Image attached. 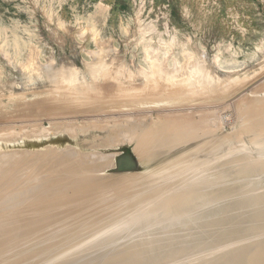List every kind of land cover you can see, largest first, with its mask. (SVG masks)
Listing matches in <instances>:
<instances>
[{"label": "rangeland", "instance_id": "1", "mask_svg": "<svg viewBox=\"0 0 264 264\" xmlns=\"http://www.w3.org/2000/svg\"><path fill=\"white\" fill-rule=\"evenodd\" d=\"M262 39H264V0H0V264H97L99 262V264H264V228L262 229L264 227L262 213L264 211V166H262L264 136L261 134L262 131H250L253 134H248V126L255 119L264 116V110L256 113L257 111L253 109L255 106L257 108L264 106V40ZM218 60L223 62L225 68L219 65ZM203 66L207 69H203L205 74L199 70ZM196 69L198 73L197 71L195 73ZM200 73L205 79L211 78L209 80L202 78V82H198V85L196 82V89L203 90H199L201 95L198 94L199 91L193 96L192 93L190 95V87L189 92L187 89L181 90V87L186 85L185 81L192 79L193 76L197 77ZM50 74H54L55 77L56 74L62 76V78L57 76L58 80L57 77L52 80L54 84H58L57 86L51 82L54 75L49 76ZM206 74L210 77L205 76ZM181 80L183 85L180 83ZM60 81L65 83L60 84ZM174 85V90L170 88L169 91V87ZM94 87L99 90L98 93ZM153 88L162 91L158 95L160 100L149 96L152 94L150 90L154 91ZM204 89H206L205 93H203ZM165 91L168 93L164 94ZM173 91L175 93L179 91L180 94L174 96ZM169 94L170 98H168ZM259 103L261 106L257 105ZM61 104L70 107H62ZM192 120L200 122L197 124L199 126L197 131L187 126L185 133L191 136L178 138L181 133H178L180 128L177 130L176 127L182 124L184 126L185 122ZM167 122L170 124V129L166 130L171 134V139L176 141L177 137L181 142L186 139L182 143L189 144L183 146L178 140L179 143L173 145V142L171 143L173 140L166 139L169 135L167 136L164 128L159 130L155 128ZM128 124L133 126L135 124L133 132L137 130L138 136L137 133L133 134L136 136L133 138L130 133V138L122 136L125 141L121 144L105 143L102 148H96L91 142L96 143L100 138L94 140L93 137H87L89 133L92 136H105V132L109 130L120 133L119 129L128 133V130L131 132V125ZM170 130L174 133L172 134ZM152 131L158 134L159 142L155 133L150 134ZM233 132L236 133L235 136L238 135L240 141L237 137H234L235 139L230 137ZM219 133L227 136L228 140L231 139V142L227 143L228 146L227 144L220 146L221 149L226 148L227 152L231 149L228 153L223 152L224 155H221L222 150L220 151L219 147L224 136L221 134L218 137ZM139 135L143 140L147 136V139L150 136L153 139L154 136L157 140L154 139L156 144H150L149 141L144 143L146 140L139 139ZM174 136L175 139L172 138ZM164 137L170 145L164 140L167 146L161 141L162 146H166L165 149L169 150L173 147L176 151L171 149L167 153L162 146L163 149L159 148L160 140ZM189 137L193 142L192 146L190 140L187 141ZM87 139L93 145L88 144ZM204 140L215 144L212 149L211 146L209 147L214 156L216 153L221 155L219 157L216 154L217 158L211 159L209 163L206 161L212 153L210 154L208 147L203 148L207 144ZM202 142H205L204 145ZM142 144L144 146L141 148L145 149V152L140 148ZM175 144L180 147L179 150ZM67 145L83 153L86 151L84 154L81 153L82 155L78 153L79 165L82 163L81 167L83 164L86 166L81 169L78 165L74 179L69 173L70 168L65 159L69 156L64 155L62 151L68 147ZM183 153L180 160H174L176 155ZM45 154H48V157ZM200 154L204 156L202 159L198 158ZM40 155L41 157L38 158ZM186 156L192 160L187 158L189 162L186 161ZM124 158L132 161L130 168L123 169ZM228 159L233 161H230L233 166L229 164ZM21 160L24 162L18 164ZM225 161L228 162L225 163L226 167L223 165ZM63 167V170L69 169L67 170L69 175L67 171L62 170ZM79 169L84 171L81 172ZM222 169L226 172H222ZM60 170L66 176L63 172L61 174ZM58 174L61 175L58 177ZM78 174H82L81 178L85 175L88 179L84 182L81 178L75 180L80 177ZM62 175L67 179L64 180L65 177ZM140 175L144 178L140 177L141 179L137 180ZM37 176L40 179H37ZM209 177H213L214 182L209 186V189L210 187L212 189L207 196H193L194 190L190 191L189 188L199 182L194 188L195 193L199 186L202 188L204 186L205 189L208 187ZM50 180L56 181L54 184L58 183L59 188L52 186ZM133 180L136 181L133 183ZM139 180L142 184L147 183L146 188L139 183L143 190L146 189L145 191L142 188L139 192L136 190L139 186L135 183ZM44 181H47L45 184L49 181L52 184L46 187ZM29 182L33 183V190ZM99 182L105 188L99 186ZM90 184L93 187L98 185L97 191L98 189L103 191H98L97 194L95 187L90 189L92 188ZM27 186L30 188H26ZM50 186L56 189H50ZM176 190H179L178 193ZM146 191H150L148 195ZM187 191L193 192L190 193L192 197ZM130 192L134 195L139 194L134 198L133 193ZM156 193L158 197H154ZM182 196L187 199L184 200L183 205H180L178 203L184 199ZM144 197V200L148 198L147 201L142 200ZM155 198L164 199L160 202L163 204L160 205L157 199L155 203L152 202ZM92 199H94L93 203ZM134 199L135 202L138 201L137 204ZM168 199L172 201L168 202ZM139 204L144 208H140ZM127 205L130 209L126 207ZM208 207L213 209V212L207 213ZM252 207H255L254 211ZM249 208L254 212L253 214ZM100 209L104 210V213ZM110 209L117 211L119 218L117 213L114 214ZM255 213L263 215L258 217ZM102 214H105L109 221L104 220ZM251 214L253 216H250ZM84 215L88 216L83 217ZM113 216L117 217L116 220ZM111 218L113 222H110ZM74 226L77 228L75 229ZM248 230L252 232L244 235L249 232ZM83 231L86 233L83 234ZM237 233H244V236ZM54 237L57 239L55 240ZM77 237H80V240ZM39 243L41 246H38ZM134 245L136 248L130 249ZM13 249H17L16 253ZM22 251L24 252L21 255ZM128 253L129 256L125 257L124 255ZM131 253L132 255L135 253L136 258ZM108 255L112 257L109 258L110 260L107 259ZM147 258H153V261L149 262Z\"/></svg>", "mask_w": 264, "mask_h": 264}, {"label": "bare ground", "instance_id": "2", "mask_svg": "<svg viewBox=\"0 0 264 264\" xmlns=\"http://www.w3.org/2000/svg\"><path fill=\"white\" fill-rule=\"evenodd\" d=\"M257 39H258V38H257ZM251 40H252V39H251ZM262 40H264V39H262ZM247 42H248V41H247ZM259 42H260V41H259ZM254 43H255V42H254ZM249 44H250V43H249ZM229 47H230V46H229ZM184 48H185V46H184ZM245 48H246V47H245ZM226 49H227V48H226ZM261 50H262V49H261ZM219 52H220V51H219ZM263 55H264V54H263ZM217 57H218V56H217ZM262 60H263V59H262ZM263 62H264V61H263ZM218 63H219V65H220L221 67L225 68V66L222 65V64H223L222 61H219V60H218ZM192 64H193V63H192ZM96 65H97V64H96ZM196 65H197V64H196ZM261 65H262V64H261ZM194 66H195V65H194ZM197 67H198V66H197ZM197 67H195V68H197ZM190 68H193V67H190ZM205 68H206V67H205ZM205 68H204V66H203V68H201L202 70H201V69H199V70H200L202 73H204L205 71L203 72V69H205ZM235 68H236V67H235ZM259 68H260V67H259ZM185 70H186V69H185ZM205 70H207V69H205ZM238 70H239V69H238ZM196 71H197V69L195 70V73H196ZM228 71H230V70H228ZM228 71H227V72H228ZM198 72H199V71H197V73H198ZM206 72H207V71H206ZM230 72H231V71H230ZM260 72H262V71H260ZM212 73H213V72H212ZM175 74H177V73H175ZM175 74H174V75H175ZM200 74H201V73H200ZM200 74H198L197 77H196V76H195V77H194V76H193V77L191 76L192 79L190 78V80H188V79H189V78H188V79H187L188 81H185V84H186V85H184L185 88H183L184 86L181 87V85H180V86L177 85V86L181 87V90H183V89H184V90H185V89L188 90L189 87H190V88H191V89H189L190 92H189V90H188L189 94L191 95V93H192V96L195 95V94H197L196 92H198L201 88H200V85H199V88H200V89H199V88H198L199 90L196 89V88H197V86H195L196 82H197V85H198V82H200V81L203 80V79H204V80H206V79H208V80L211 79V78H206V79H205V77H203L202 74H201V76H200ZM204 74H205V73H204ZM204 74H203V75H204ZM208 74H210V71L208 72ZM208 74H206L205 76H207ZM252 74H253V73H252ZM258 74H259V73H258ZM52 75H54V74H50L49 76H52ZM56 75H57V76H60V75H58V74H56ZM262 75H263V74H262ZM57 76H56V77H57ZM208 76H209V75H208ZM54 77H55V75L53 76V78H51V82H52V83H53L52 80H54V79L56 78V77H55V78H54ZM209 77H210V76H209ZM215 77H216V75H215ZM243 77H244V76H243ZM60 78H62V76H60ZM60 78H59V79H60ZM202 78H203V79H202ZM257 78H258V77H257ZM198 79H199V80H198ZM56 80H58V77H57ZM216 80H217V78H216ZM216 80H215V82H216ZM254 80H255V79H254ZM61 81H62V80H61ZM61 81H60V84H61V83H65V82H61ZM63 81H64V80H63ZM181 81H182V82H180V83L183 85V84H184V83H183V80H181ZM54 82H55V81H54ZM88 82H89V81H88ZM201 82H202V81H201ZM212 82H214V81H212ZM229 82H230V81H229ZM229 82H228V84H229ZM231 82H232V81H231ZM233 82H236V81L233 80ZM55 83H56V82H55ZM180 83H177V84H180ZM217 83H219V82H217ZM50 84H51V83H50ZM56 84H57V83H56ZM56 84L53 83V85H56ZM228 84H227V87H228ZM231 84H232V83H231ZM263 84H264V83H263ZM263 84H262V85H263ZM57 85H58V84H57ZM57 85H56V86H57ZM229 85H230V84H229ZM233 85H234V84H233ZM262 85H261V87H263ZM56 86H54V87L57 89ZM177 86H176V87H177ZM212 86H213V85H212ZM219 86H220V85H219ZM230 86H231V85H230ZM259 86H260V85H259ZM80 87H82V86H80ZM83 87H84V86H83ZM91 87H92V86H90V89H91ZM225 87H226V85H225ZM225 87L222 88V90H221L222 92H223V90L225 89ZM58 88H59V87H58ZM62 88H63V87H62ZM155 88H156V87H155ZM155 88H153L154 91H152V92H151V90H150V93H152V94H151V95L149 94V96H150V97L152 96L151 98H155V99H159V100H160V98H158V95H160V93H161L162 91L155 90ZM161 88H162V87H161ZM170 88H172V89L175 88V85H174V87H173V86H172V87H169V89H168V87H167V89H168L169 91H170ZM210 88H212V87H210ZM210 88H209V89H210ZM259 88H260V87H259ZM65 89H66V88H65ZM68 89H69V87H68ZM84 89H85V88H84ZM88 89H89V88H88ZM88 89H87V90H88ZM92 89H93V88H92ZM92 89H91V90H92ZM103 89H104V88H103ZM106 89H107V88H105V90H106ZM156 89H158V88H156ZM226 89H227V88H226ZM228 89H229V88H228ZM59 90H60V89H59ZM66 90H67V89H66ZM82 90H83V89H82ZM82 90H81V91H82ZM94 90H96L95 87H94ZM94 90H93V91H94ZM100 90H101V88H100ZM135 90H136V89H135ZM168 90H167V91H168ZM173 90H174V89H173ZM176 90H177V88H176ZM179 90H180V89H179ZM187 90H186V91H187ZM204 90H205V91H204L203 93L206 92V89H204ZM212 90H214V89L212 88ZM43 91H44V90H43ZM55 91L57 92V90H55ZM89 91H90V90H89ZM96 91H97V93H98L99 90L97 89ZM101 91H102V90H101ZM125 91H126V90H125ZM157 91H159V92H157ZM186 91H185V93H187ZM200 91H203V90L201 89ZM200 91L198 92V94L201 95V92H200ZM207 91H209V90H207ZM221 91H220V92H221ZM69 92H70V91H69ZM121 92H123V90H122ZM148 92H149V91H148ZM222 92H221V93H222ZM225 92H226V90H225ZM65 93H66V92H65ZM119 93H120V92H119ZM119 93H118V95H119ZM134 93H135V92H134ZM163 93H164V92H163ZM166 93H168V92L165 91L164 94H166ZM169 93H170V92H169ZM174 93H175V92L173 91L172 94H174ZM177 93L180 94L179 91H177V92L174 94V96H176ZM227 93H228V92H227ZM66 94H67V93H66ZM95 94H96V92H95ZM115 94H116V93H115ZM129 94H130V93H129ZM147 94H148V93H147ZM182 94H184V93H182ZM187 94H188V93H187ZM187 94H186V95H187ZM48 95H49V94H48ZM82 95H83V94H82ZM112 95H113V94H112ZM135 95H136V94H135ZM184 95H185V94H184ZM186 95H185V96H186ZM52 96H53V95H52ZM62 96H63V95H62ZM83 96H84V95H83ZM98 96H99V95H98ZM122 96H124L123 93H122ZM147 96H148V95H147ZM149 96H148V97H149ZM174 96H172V97H174ZM177 96H179V95H177ZM187 96H189V95H187ZM48 97H49V96H48ZM56 97H57V96H56ZM58 97H60V96H58ZM84 97H85V96H84ZM170 97H171V96H170V94H169L168 98H170ZM190 97H191V96H190ZM217 97H218V96H217ZM54 98H55V97H54ZM116 98H117V95H116ZM119 98H120V97H118V99H119ZM175 98H177V97H175ZM184 98H185V97H184ZM60 99H61V98H60ZM104 99H105V98H104ZM107 99H108V98H107ZM113 99H114V98H113ZM122 99H123V97H122ZM124 99H125V98H124ZM182 99H183V98H182ZM185 99H186V98H185ZM68 100H69V99H68ZM70 100H71V99H70ZM105 100H106V99H105ZM144 100H145V99H144ZM162 100H163V99H162ZM164 100H166V99H164ZM167 100H168V99H167ZM49 101H50V100H49ZM52 101H53V99H52ZM60 101H61V100H60ZM98 102H99V101H98ZM115 102H116V101H115ZM115 102H113V103H115ZM40 103H41V102H40ZM66 103H68V102H66ZM99 103H100V102H99ZM101 103H102V102H101ZM109 103H110V102H109ZM111 103H112V102H111ZM28 104H29V103H28ZM37 104H39V103H37ZM103 104H104V103H103ZM262 104H263V103H262ZM40 105H41V104H40ZM53 105H54V104H53ZM53 105H51V106L54 107ZM57 105H59V104H57ZM61 105H63V104H61ZM65 105H66V104H65ZM65 105H63L62 107H64ZM99 105H100V104H99ZM108 105H109V104H108ZM122 105H123V104H122ZM164 105H165V104H164ZM257 105H258V106H261L260 103L257 104ZM68 106H69V105H68ZM68 106H65V107H68ZM262 106H263V105H262ZM62 107H61V108H62ZM69 107H70V106H69ZM75 107H76V106H75ZM82 107H83V105H82ZM85 107H86V105H85ZM109 107H110V106H109ZM255 107H256V106H255ZM255 107H253V109H255V110H254L255 112L257 111L256 113H258V111H259V113H260V110H264V106H263V108L261 107L262 109L259 108V107H258V108H257V107L255 108ZM80 108H81V107H80ZM256 109H257V110H256ZM254 111H253V112H254ZM101 112H102V111H101ZM184 112H185V111H184ZM184 112H183V113H184ZM208 112H209V111H208ZM90 113H91V112H90ZM97 113H98V112H97ZM187 113H188V112H187ZM213 113H214V112H213ZM256 113H255V114H256ZM25 114H26V113H25ZM79 114H80V113H79ZM201 114H202V113H201ZM52 115H53V114H52ZM187 115H189V114H187ZM199 115H200V114H199ZM211 115H212V114H211ZM213 115H214V114H213ZM248 115H249V114H248ZM128 116H129V115H128ZM133 116H135V115H133ZM250 116H251V115H250ZM250 116H249V117H250ZM139 117H140V116H139ZM189 117H190V116H189ZM216 117H217V116H216ZM247 117H248V116H247ZM261 117H262V118L255 119V120H254V121L248 126V130H249V133H248V134L251 133L250 131H252V132L262 131L261 134H262V136H264V131H263V130H264V116H261ZM23 118H24V117H23ZM85 118H86V117H85ZM205 118H206V117H205ZM241 118H243V117H241ZM120 119H121V118H120ZM175 119H176V118H175ZM194 119H195V118H194ZM194 119H193V120H194ZM198 119H199V118H198ZM110 120H111V119H110ZM112 120H113V119H112ZM128 120H129V119H128ZM137 120H138V119H137ZM140 120H141V119H140ZM193 120H192V121H187V123L185 122V123H184V126H183V124H182L181 126L176 127L177 130H179L178 128H180V132H178V133H181V134L179 135L178 138H182V139H183V138L187 137L188 135L191 136V134H189V133L186 134V133H187V130H186L187 126L189 127V129H190V128H193L192 130L195 129V130L197 131V128L199 127L197 124H199L200 122L197 123V122H195V121H197V120H195V121H193ZM199 120H200V119H199ZM202 120H203V119H202ZM205 121H206V120H205ZM134 122H136V121H134ZM128 125H131V126H130V128H131V132H129V130H128V133H127L126 131H123V130L119 129V130H120V133H119V132L113 133V132H115L116 130H114V131H113V130H109V131H106V132H105V136H102L101 134H100L101 136H99V135H97V136H92V135H89V134H90V133H89L88 136H87L88 138L93 137L94 140H97V139L100 138V140H99L98 142L96 141V143L91 142V143H93L94 145L90 143V140H89V139H87V140H89V141H87V140H86V141L89 142L88 144H91V145H93V147H96V148H97V147H98V148H102L103 146H105V145H103V144H105V143H108L109 145H111V144H112V145H113V144H118V143L121 144L123 141H125L123 138H121L122 136H127L128 138H130V137H129L130 134L133 135V134H136V133H137V136H138V131H137V130H136L137 132H136V131L133 132V130H135V124H134V126H133V124H128ZM139 125H140V124H139ZM217 125H218V124H217ZM33 126H34V125H33ZM96 126H97V125H96ZM124 126H125V124H124ZM197 126H198V127H197ZM211 126H212V125H211ZM128 127H129V126H128ZM139 127H140V126H139ZM169 127H170V124H169L168 122H167L166 124H164V125H161V126H158V125L155 126V128L158 129V130H159V129H163V128L166 130V129H168ZM203 127H204V126H203ZM216 127H217V126H216ZM219 127H220V126H219ZM125 128H126V126H125ZM130 128H129V129H130ZM141 128H142V127H141ZM143 128H144V127H143ZM143 128H142V129H143ZM145 128H146V127H145ZM176 128H175V129H176ZM214 128H215V127H214ZM47 129H48V128H47ZM137 129H138V128H137ZM142 129H139V130H142ZM150 129H152V128H149V130H150ZM153 129H154V127H153ZM156 129H155V131H156ZM169 129H170V128H169ZM187 129H188V128H187ZM209 129H211V128H209ZM25 130H26V129H25ZM147 130H148V129H147ZM211 130H213V128H212ZM16 131H17V130H16ZM19 131H20V130H19ZM71 131H72V130H71ZM87 131H88V130H87ZM166 131H167V132H166L167 136L169 135L168 138H166V139H168V140H173V139H171V134L169 133V131H168V130H166ZM171 131H172V130H170V132H171ZM173 131H175V130H173ZM205 131H206V130H205ZM218 131H219V130H218ZM48 132H49V131H48ZM132 132H133V133H132ZM145 132H146V130H145ZM149 132H151V131H149ZM185 132H186V133H185ZM50 133H51V132H50ZM117 133H119V134L117 135ZM129 133H130V134H129ZM141 133H142V132H141ZM154 133H155V135H156V132H154ZM154 133H153V131H152V133H150V134H153V135H154ZM171 133L173 134L174 132H171ZM206 133H207V132H206ZM208 133H209V132H208ZM208 133H207V134H208ZM216 133H217V132H216ZM45 134H46V133H45ZM139 134H140V133H139ZM182 134H185L186 136L184 135V137H180V136H182ZM221 134H222V133H221ZM221 134L219 133V135L217 134V136L220 137ZM235 134H236V133L233 132V134L230 135V137H231V136H232V138L237 137V140L239 139V141H240V138H238V135L235 136ZM251 134H253V133H251ZM255 134H256V133H255ZM140 135H141V134H140ZM140 135H139V139H142V138L140 137ZM142 135H143V133H142ZM142 135H141V136H142ZM157 135H158V134H157ZM157 135H156V139H157ZM161 135H162V134H161ZM201 135H202V134H201ZM212 135H213V133H212ZM225 135H226V133H225ZM228 135H229V134H228ZM242 135H243V134H242ZM98 136H99V137H98ZM134 136H135V135H133L132 138H133ZM164 136H165V135H164ZM177 136H178V135H177ZM203 136H205V135H204V132H203ZM207 136H208V135H207ZM215 136H216V135H215ZM222 136H224V135L222 134ZM222 136H221V139L223 138ZM253 136H254V135H253ZM135 137H136V136H135ZM142 137H143V136H142ZM147 137H148V136H147ZM147 137H145L146 139H144V140H146V142L142 139V141H144V143H149V142H150V144L155 143V140H156V139L154 138V136H153V139L151 138L152 136H150V137L148 138L149 140L147 139ZM165 137H166V136H165ZM165 137L162 138L163 140H160V144L158 143V144L160 145L159 148H162V147H163V148L165 149V147H166L168 144L170 145V142H169L168 140H167V141H168L169 143L166 142ZM175 137H176V136H174V137H172V138L175 139ZM193 137H194V136H192V138H193ZM150 138H151V141H150ZM169 138H170V139H169ZM154 139H155V140H154ZM158 139H160V138H158ZM158 139H157V140H158ZM187 139H188V138H187ZM206 139H207V138H206ZM208 139H210V138H208ZM215 139H216V138H215ZM215 139H214V140H215ZM234 139H235V138H234ZM234 139H232L233 142H234ZM84 140H85V139H84ZM91 140H92V139H91ZM117 140H119L120 142H118ZM126 140H127V139H126ZM153 140H154V142H153ZM157 140H156V141H157ZM164 140H165V142L167 143V145H166L165 142H163ZM178 140H179V139H177V137H176V141L173 140V141H171V143L173 142V145H174V143H176V142L179 143ZM185 140H186V139H185ZM185 140H182V142H185ZM189 140H190V142H191L190 137H189V139H188L187 141H189ZM193 140H194V139H193ZM210 140H211V139H210ZM230 140H231L230 138H229V140H228V137H227V136H224V138L222 139L223 142H222V144L220 143L221 145H219V147H220V146L223 147L224 144H227V143L231 142ZM140 141H141V140H140ZM140 141H138L139 144H140ZM142 141H141V143H142ZM147 141H149V142H147ZM161 141H162V143H164V145H166V146H164V145L162 146ZM179 141L181 142V140H179ZM204 141H205V140H204ZM211 141H212V140H211ZM211 141H210V142L208 141L209 143L205 141V142L207 143V144H205V145L203 144V143H205V142H202V144L204 145L203 148H205V146L208 147V149H209V151H210V154L213 152V151L210 150V148L212 149V147L215 145V144H210ZM82 142H83V141H82ZM87 142H84V143H87ZM99 142H100V143H99ZM158 142H159V140H158ZM182 142H181V143H182ZM197 142H198V141H197ZM237 142H238V141H236V143H237ZM177 143H176V144H177ZM199 143H200V142H199ZM108 144H107V146H108ZM150 144H149V146H152V145H150ZM155 144H156V143H155ZM176 144H175V145H176ZM182 144H183V143H182ZM185 144H189V143L186 142V143L183 144V146H185ZM192 144H193V142H191L190 146H192ZM146 145H147V144H146ZM208 145H209V146H208ZM237 145H238V144H237ZM67 146H68V145H67ZM82 146H83V145H82ZM141 146H144V145H143V144L140 145V148H141ZM153 146H154V145H153ZM161 146H162V147H161ZM171 146H172V145H171ZM176 146H177V145H176ZM176 146H175V147H176ZM183 146H182V147H183ZM210 146H211V147H210ZM226 146H228V144H227ZM54 147H55V146H54ZM64 147H65V146H64ZM86 147H87V145H86ZM89 147H90V146H89ZM108 147H109V146H108ZM108 147H106V148H108ZM137 147H138V145H137ZM156 147H157V146H156ZM169 147H170V146H168V148H169ZM182 147H181V148H182ZM186 147H187V146H186ZM209 147H210V148H209ZM48 148H49V146H48ZM48 148H47V149H48ZM51 148H53V147H51ZM56 148H57V147H56ZM61 148H62V147H61ZM148 148H149V147H148ZM150 148H151V147H150ZM152 148H153V147H152ZM159 148H158V149H159ZM163 148H162V149H163ZM179 148H180V147L177 146V149H178V150H179ZM203 148H202V149H203ZM246 148H247V147H246ZM45 149H46V148H45ZM45 149H43V150H45ZM141 149H142L143 151L145 150V149H143V148H141ZM156 149H157V148H155V150H156ZM171 149H172V151H174V150L176 151V149H175V148L173 149V147H172V148L170 147V150H171ZM205 149H206V148H205ZM208 149L206 150L207 152H208ZM224 149H225V150H224ZM243 149H244V147H243ZM39 150H40V149H39ZM39 150H37V151H39ZM48 150H50V148H49ZM58 150H59V149H58ZM148 150H149V149H148ZM148 150H147V151H148ZM150 150H151V149H150ZM150 150H149V151H150ZM165 150H167V153H168V151L170 152V150L167 149V148H166ZM200 150H201V149H200ZM221 150H222V152H220L221 155H224L223 152H224V153H228L231 149H230V150L228 149L229 151L227 152L226 148H222V149H221V147H220V151H221ZM223 150H224V151H223ZM246 150H248V149H246ZM262 150H263V153H264V149H262ZM19 151H20V150H19ZM41 151H42V150H41ZM45 151H46V150H45ZM56 151H57V150H56ZM56 151H55V152H56ZM59 151H60V150H59ZM62 151H63V153H65L64 155L69 156V158H65V159L67 160L66 163H68L67 166H69L70 171H71V172H73V171L75 172V170H77V169L79 168L78 165H79V163H80V162L77 161V158H79V156H80L78 153L80 152V154H81V153H83V152H82V151H79L78 149H74L72 146H68V147L64 148V150H62ZM153 151H154V150H153ZM162 151H163V150H162ZM21 152H22V151H21ZM39 152H40V151H39ZM39 152H38V153H39ZM52 152H53V151H52ZM57 152H58V151H57ZM85 152H86V151H85ZM85 152H84V153H85ZM92 152H93V150H92ZM94 152H95V151H94ZM99 152H100V151H99ZM112 152H113V151H112ZM123 152H124V151H123ZM144 152H145V151H144ZM150 152H152V151H150ZM150 152H148V153L151 154ZM164 152H165V151H164ZM200 152H201V151H200ZM53 153H54V152H53ZM61 153H62V152H61ZM84 153H83V154H84ZM89 153H91V152H89ZM115 153H116V152H115ZM146 153H147V152H146ZM148 153H147V154H148ZM153 153H154V152H153ZM202 153H203V152H202ZM220 153H219V154H220ZM22 154H23V153H22ZM40 154H41V152H40ZM50 154H51V153H50ZM162 154H163V153H162ZM198 154H199V153H198ZM203 154H204V153H203ZM207 154H208V153H207ZM216 154H217V153H216ZM216 154H215V156H214V154L212 153V154H211V157H209V158L207 157L208 159L206 158L207 161H206V159H205V161H206L207 163H209V162H211V159L215 160V159L217 158ZM219 154H217V155L220 157L221 155H219ZM238 154H239V153H238ZM246 154H247V153H246ZM35 155H36V154H35ZM35 155H34V156H35ZM45 155H46V154H45ZM47 155H48V154H47ZM47 155H46V156H47ZM51 155H52V154H51ZM81 155H82V154H81ZM85 155H87V153H86ZM85 155H84V156H85ZM121 155H123V153H122ZM138 155H139V154H138ZM163 155H164V154H163ZM183 155H184V153H183V154H179L178 156L176 155V156L174 157V160H176V159H177V160H180L181 157H183ZM189 155H190V154H189ZM189 155H188V156H189ZM200 155H201V156H199L198 158L201 157V159L205 156V154H204L203 157H202V154H200ZM208 155H209V154H208ZM225 155H226V154H225ZM236 155H237V154H236ZM248 155H249V153H248ZM12 156H13V155H12ZM49 156H50V155H49ZM113 156H114V155H113ZM119 156H120V155H119ZM148 156H150V155H148ZM188 156H186V161H188L189 158H190V157L188 158ZM190 156H192V155H190ZM194 156H195V155H194ZM209 156H210V155H209ZM234 156H235V155H234ZM244 156L246 157V155H244ZM4 157H5V156H4ZM7 157H8V156H7ZM18 157H19V156H18ZM40 157H41V155H40L38 158H40ZM44 157H45V156H44ZM47 157H48V156H47ZM87 157H88V156H87ZM89 157H90V156H89ZM120 157H121V156H120ZM195 157H196V156H195ZM205 157H206V156H205ZM215 157H216V158H215ZM231 157H232V156H231ZM25 158H26V157H25ZM28 158H29V157H28ZM80 158H81V157H80ZM90 158H91V157H90ZM90 158H89V159H90ZM187 158H188V160H187ZM191 158H193V156H192ZM191 158H190V159H191ZM214 158H215V159H214ZM228 158H229V157H228ZM240 158H241V156H240ZM21 159H22V158H21ZM23 159H24V157H23ZM31 159H32V158H31ZM59 159H60V157H59ZM81 159H82V158H81ZM81 159H80V160H81ZM83 159H85V158H83ZM118 159H119V158H118ZM120 159H121V158H120ZM172 159H173V158H172ZM196 159H197V158H196ZM196 159H195V160H196ZM243 159H244V157L242 158V160H243ZM13 160H14V159H13ZM55 160H56V158H55ZM191 160H192V159H191ZM225 160H226V159H225ZM245 160H246V159H245ZM2 161H3V160H2ZM14 161H15V160H14ZM40 161H41V160H40ZM85 161H87V159H86ZM121 161H122V160H121ZM222 161H224V160H222ZM227 161H229V164H230L231 162H233V161L230 160V159H228ZM227 161H225L224 164H223L225 167H226L225 163H226ZM230 161H231V162H230ZM237 161H239V160H237ZM9 162H10V161H9ZM22 162H24V160H23V161H22V160H21V161H18V164H20V163H22ZM48 162H49V161H48ZM50 162H51V160H50ZM60 162H61V160H60ZM82 162H83V161H82ZM92 162H93V161H92ZM94 162H95V161H94ZM98 162H99V161H98ZM188 162H189V161H188ZM206 162H205V163H206ZM52 163H53V162H52ZM58 163H59V162H58ZM86 163H87V162H85V164H86ZM106 163H107V162H106ZM120 163H121V162H120ZM122 163H123L124 165H126V166L129 165V161H127V160L122 161ZM122 163H121V164H122ZM207 163H206V164H207ZM217 163H218V162H217ZM227 163H228V162H227ZM227 163H226V164H227ZM239 163H240V162H239ZM258 163H259V162H258ZM13 164H14V163H13ZM62 164H63V162H62ZM81 164H82V163H81ZM81 164L79 165L80 167H81ZM89 164H90V163H89ZM121 164H120V166H121ZM132 164H133V163H132ZM219 164H220V163H219ZM229 164H228V165H229ZM231 164H232V163H231ZM243 164H244V163H243ZM3 165H4V164H3ZM5 165H6V164H5ZM21 165H22V164H21ZM41 165H44V164H41ZM49 165H50V164H49ZM58 165H59V164H58ZM83 165H84V164H83ZM83 165H82V167L85 168L86 165H84V166H83ZM103 165H104V164H103ZM118 165H119V163H118ZM124 165H123V166H124ZM223 165H222V166H223ZM239 165H240V164H239ZM239 165L237 164V166H239ZM11 166H12V162H11ZM14 166H15V165H14ZM45 166H46V165H45ZM90 166H91V165H90ZM101 166H102V165H101ZM109 166H110V165H109ZM195 166H197V165H195ZM222 166H221V167H222ZM224 166H223V168H224ZM232 166H233V164H232ZM244 166H246V165L244 164ZM262 166H264V164H263ZM4 167H5V166H4ZM8 167H10V166H8ZM39 167H41V166H39ZM60 167H61V166H60ZM82 167H81V169H82ZM88 167H89V166H88ZM91 167H92V166H91ZM97 167H98V166H97ZM212 167H213V166H212ZM212 167H211V168H212ZM215 167H216V166H215ZM235 167H236V166H235ZM6 168H7V167H6ZM6 168H4V169H6ZM10 168H11V167H10ZM25 168H26V167H25ZM25 168H24V169H25ZM46 168H47V167H46ZM103 168H104V167H103ZM120 168H121V167H120ZM211 168H210V169H211ZM227 168H228V166H227ZM227 168H226V169H227ZM44 169H45V168H44ZM63 169H64V167L62 168V170H63ZM65 169H66V168H65ZM81 169H79V170L81 171ZM217 169H219V168H217ZM229 169H230V168H229ZM231 169H232V168H231ZM244 169H245V168H244ZM19 170H20V169H19ZM21 170H22V169H21ZM41 170H42V169H41ZM62 170H60L61 174H62L63 171L66 172V171L69 170V169L67 168V170H63V171H62ZM208 170H209V169H208ZM222 170H223L222 172H226V170H225V171H224V169H222ZM232 170H233V169H232ZM241 170H242V169H241ZM5 171H6V170H5ZM8 171H9V170H8ZM39 171H40V170H39ZM42 171H43V170H42ZM44 171H46V169H45ZM48 171H49V170H48ZM70 171H69V173L72 175V177H73V176L75 177L77 171H76L75 173L73 172V174H72ZM82 171H84V170H82ZM82 171H81V172H82ZM95 171H96V170H95ZM177 171H178V172H182V170H177ZM237 171H238V170H237ZM10 172H11V171H10ZM25 172H26V171H25ZM35 172H36V171H35ZM37 172H38V171H37ZM50 172H51V171H50ZM60 172H59V173H60ZM231 172H232V174H234L233 171H230V173H231ZM245 172H246V171H245ZM13 173H14V171H13ZM26 173H27V172H26ZM41 173H42V172H41ZM51 173H52V172H51ZM51 173H50V175H51ZM67 173H68V171H67ZM69 173H68V175H69ZM228 173H229V172H228ZM11 174H12V173H11ZM21 174L23 175L22 172H21ZM37 174H38V173H37ZM46 174H48V173L46 172ZM56 174H57V173H56ZM61 174H60V175H61ZM63 174L66 176V174H65L64 172H63ZM140 174H141V173H140ZM225 174H226V173H225ZM235 174H236V173H235ZM262 174H263V173H262ZM18 175H19V174H18ZM26 175H27V174H26ZM54 175H55V174H54ZM54 175H53V176H54ZM60 175L58 174V177H59ZM64 175H62V177H65ZM68 175H67V176H68ZM71 175L68 176V177H71ZM80 175H82V174H80ZM80 175L78 174V176H80ZM103 175H104V174H103ZM103 175H102V176H103ZM105 175H106V174H105ZM107 175H109V174H107ZM23 176H25V174H24ZM28 176H29V175H28ZM30 176H31V175H30ZM38 176H39V175H38ZM38 176H37V179H40V178H38ZM43 176H44V174H43ZM55 176H57V175H55ZM100 176H101V175H100ZM120 176H121V175H120ZM35 177H36V175H35ZM47 177H48V176H47ZM50 177H51V176H50ZM74 177H73V179H74ZM113 177H114V176H113ZM123 177H124V175H123ZM140 177H142V176L140 175L139 178H137V180H138V179H141ZM30 178H31V177H30ZM32 178H34V175H33ZM80 178H81V176L78 177V178L75 179V180H79ZM102 178H103V177H102ZM110 178H111V177H110ZM143 178H144V177H142V179H143ZM37 179L35 178V181H36ZM43 179H44V178H43ZM43 179H42V181H43ZM49 179H51V178H49ZM49 179H48V180H49ZM58 179H59V178H58ZM63 179L65 180V179H67V178L65 177V178H63ZM87 179H88V178H85V175L82 176V178H81V180H82L83 182L86 181ZM93 179H94V178H93ZM106 179H107V178H106ZM52 180H54V179H52ZM52 180H50V181L52 182ZM102 180H103V179H102ZM107 180H108V179H107ZM20 181H21V178H20ZM22 181H23V179H22ZM40 181H41V180H40ZM42 181H41V182H42ZM50 181H49V183H47V184H45L47 181H46V182L44 181L43 184H45L46 187H47V185L49 186V184L51 185V184L53 183L52 186L55 185L56 188H59L58 183H57V184H54L56 181H55V182H52V183H50ZM117 181H118V180H117ZM134 181H136V180H133V183H134ZM27 182H28V181H27ZM92 182H93V181H92ZM92 182H91V183H92ZM109 182H110V181H108V183H109ZM213 182H214V178H213V177H209V181L207 180V186H208V187H206L205 189H203L204 186H203V188L199 186L198 188H196V193H195V189H194V188L199 184V182H198V184H195V185L192 186V188H189V190L191 189L190 191H192V189L194 190V191H193L194 194H193V192H192V193L190 192V193L193 194V196H196V195H202V196H204V195H205V197H206L207 194L209 193L210 189H212V187H210V189H209V186H210ZM21 183H22V182H21ZM24 183H25V182H24ZM62 183H63V180H62ZM86 183H87V182H86ZM94 183H95V182H94ZM94 183H92V184H94ZM100 183H101V182H99V186H103L102 184L100 185ZM113 183H114V182H113ZM130 183H131V182H130ZM137 183H138L137 186H139V189H136V190H138V192H139L140 188H142L141 186H144V187L147 186V183H146V185H145V184H142V183H141V180H139V182H136L135 185H136ZM139 183H140V185H141V184H142V185L140 186ZM6 184H7V183H6ZM6 184H5V185H6ZM18 184H19V183H18ZM30 184H32V186H31ZM38 184H40V183H38ZM43 184H42V185H43ZM63 184H64V183H63ZM74 184H75V183H74ZM92 184H90V186H91ZM110 184H111V183H110ZM110 184H109V185H110ZM127 184H128V183H127ZM160 184H161V183H160ZM222 184L224 185V183H222ZM16 185H17V184H16ZM27 185H28V184H27ZM45 185H43V186L45 187ZM56 185H57V186H56ZM59 185H60V184H59ZM83 185H84V184H83ZM86 185H87V184H86ZM124 185H125V184H124ZM128 185L131 186V187H135V185H133V184H131V185L128 184ZM128 185H127V186H128ZM161 185H163V184H161ZM164 185H165V184H164ZM217 185H218V184H217ZM223 185H222V186H223ZM23 186H24V185H23ZM23 186H21V187H23ZM29 186H30L31 189L33 190V183H30V182H29ZM35 186H36V185H35ZM81 186H82V185H81ZM87 186H88V185H87ZM125 186H126V185H125ZM125 186H123V187H125ZM152 186H154V185H152ZM152 186H150V187H152ZM170 186H171V185H170ZM214 186H215V185H214ZM226 186H228V184H226ZM21 187H19V188H21ZM30 187H29V188H30ZM38 187H39V186H38ZM38 187H37V188H38ZM46 187H45V189H46ZM55 187H52V188H55ZM66 187H67V186H66ZM91 187H92V188H90V189H94L95 186H94V187L91 186ZM97 187H98V185H97ZM97 187H95V188H96V192H97V194H98V191H103V190H99V189H98V191H97ZM110 187H111V186H110ZM119 187H121V186H119ZM131 187H130V188H131ZM158 187H159V183H158ZM171 187H172V186H171ZM181 187H182V186H181ZM216 187H217V188H220V186H216ZM216 187H214V188H216ZM23 188H24V187H23ZM23 188H22V189H23ZM26 188H28V186H27ZM29 188H28V189H29ZM35 188H36V187H35ZM40 188H41V187H40ZM49 188L52 189L51 186H50ZM56 188H55V189H56ZM78 188L80 189V186H79ZM78 188H77V189H78ZM81 188L84 189V187H81ZM102 188H105V186H103ZM125 188H126V187H125ZM125 188H124V190H125ZM145 188H146V187H145ZM155 188H156V187H155ZM166 188H167V187H166ZM168 188H169V187H168ZM177 188H178V186H177ZM65 189H66V188H65ZM88 189H89V187H88ZM106 189H107V188H106ZM108 189H109V188H108ZM110 189H112V187H111ZM110 189H109V191H110ZM116 189H118V188H116ZM127 189H129V188L127 187ZM143 189H144V188H142V190H143ZM151 189H153V188H151ZM151 189H150V190H151ZM160 189H161V188H160ZM172 189H173V188H172ZM174 189H175V188H174ZM26 190H27V189H26ZM38 190H39V189H38ZM73 190H74V189H73ZM80 190H81V189H80ZM80 190H79V191H80ZM136 190H135V191H136ZM145 190H146V189H145ZM145 190H143V191H145ZM162 190H163V189H162ZM187 190H188V189H187ZM189 190H188V191H189ZM213 190H214V189H213ZM4 191H5V190H4ZM35 191H36V189H35ZM40 191H41V190H40ZM51 191H52V190H51ZM51 191H50V192H51ZM55 191H56V190H55ZM62 191H63V190H62ZM74 191H75V190H74ZM94 191H95V190H94ZM109 191H108V192H109ZM120 191H121V190H120ZM127 191H129V190H126V192H127ZM132 191H133V190H132ZM135 191H134V192H135ZM159 191H160V190H159ZM171 191H172V190H170V192H171ZM177 191H179V190H176V193H178ZM180 191H182V190H180ZM185 191H186V189H185ZM188 191H187V192H188ZM10 192H11V189H10ZM33 192H34V191H33ZM33 192H32L31 194H33ZM52 192H54V191H52ZM56 192H57V191H56ZM92 192H93V191H92ZM136 192H137V191H136ZM149 192H150V191H146L145 193L148 195ZM167 192H169V191H167ZM174 192H175V191H174ZM174 192H173V193H174ZM183 192H184V191H183ZM183 192H181V193H183ZM187 192H186V193H187ZM13 193H14V192H13ZM37 193H38V192H37ZM42 193H43V190H42ZM64 193H65V192H64ZM69 193H70V192H69ZM80 193H81V192H80ZM83 193H84V192H83ZM85 193H87V192H85ZM113 193H114V192H113ZM130 193H133V192H130ZM142 193H143V192H142ZM157 193H158V192H157ZM157 193H156V194H157ZM179 193H180V192H179ZM186 193H184V195H185ZM188 193H189V192H188ZM190 193H189V195H190ZM240 193H241V192H240ZM2 194H3V193H2ZM2 194H1V195H2ZM8 194H9V193H8ZM23 194H25V193L23 192ZM35 194H36V192H35ZM35 194H34V195H35ZM52 194H53V193H52ZM54 194H55V193H54ZM61 194H62V193H61ZM66 194H67V193H66ZM89 194H93V193H90V192H89ZM108 194H109V193H108ZM120 194H122V193H120ZM137 194H139V193H137ZM137 194H135V195H137ZM140 194H141V193H140ZM143 194H144V193H143ZM156 194H154V197H158V196H159L158 194H157V196H155ZM169 194L172 195V193H169ZM241 194H242V193H241ZM6 195H7V194H5V196H6ZM11 195H12V194H11ZM39 195H40V194H39ZM55 195H56V194H55ZM57 195H58V193H57ZM82 195H83V194H82ZM87 195H88V194H87ZM123 195H124V194H123ZM133 195H134V193H133ZM133 195H132V198H133ZM135 195H134V198H136ZM160 195H162V193H161ZM163 195H165V194H163ZM180 195H181V194H180ZM184 195H183V196H184ZM3 196H4V195H3ZM3 196H1V197H3ZM8 196H10V195H8ZM14 196H16V195H14ZM14 196H13V197H14ZM31 196H33V195H31ZM36 196H37V195H36ZM49 196H50V195H49ZM77 196H78V195H77ZM95 196H96V194H95ZM118 196H119V195H118ZM124 196H125V195H124ZM168 196H169V195H168ZM168 196H167V197H168ZM183 196H182V198H184ZM187 196H188V195H187ZM190 196H191V195H190ZM28 197H29V196H28ZM50 197H51V196H50ZM54 197H55V196H54ZM81 197H82V196H81ZM127 197H128V196H127ZM137 197H138V196H137ZM142 197H143V195H142ZM149 197H151V196H149ZM160 197H161V196H160ZM162 197H163V196H162ZM162 197H161V198H162ZM185 197H186V195H185ZM191 197H192V196H191ZM4 198H5V197H4ZM25 198H26V197H25ZM51 198H53V196H52ZM87 198H88V197H87ZM92 198H93V197H92ZM97 198H99V197L97 196ZM97 198H95V199H97ZM101 198H102V197H101ZM105 198H106V197H105ZM105 198H104V199H105ZM108 198H109V196H108ZM111 198H112V196H111ZM113 198H114V196H113ZM125 198H126V197H125ZM130 198H131V194H130ZM139 198H140V200H141V197H139ZM139 198H138V199H139ZM180 198H181V197H180ZM180 198H177V199H180ZM231 198H232V197H231ZM243 198H244V197H243ZM245 198H246V196H245ZM44 199H45V197H44ZM44 199H43V200H44ZM46 199H47V198H46ZM60 199H61V198H60ZM102 199H103V198H102ZM144 199H145V197H144L142 200H144ZM147 199H148V198L146 197V200H144V201H147ZM149 199H150V198H149ZM151 199H153V198H151ZM156 199H157V198H155L154 200H152V202H154V201L156 202ZM171 199H172V197H171ZM175 199H176V198H175ZM185 199H187V198H184V199L181 200L178 204L183 205V202H184ZM24 200H25V199H24ZM28 200H29V199H28ZM41 200H42V199H41ZM86 200H87V199H86ZM86 200H85V201H86ZM93 200H94V199H92V203L94 202ZM108 200H109V199H108ZM112 200H113V199H112ZM116 200H118V199H116ZM120 200H121V199L119 198V201H120ZM140 200H139V202H141ZM162 200H164V199H161V200H158V199H157V202L159 201V203H160ZM191 200H192V199H191ZM229 200H230V199H229ZM237 200H238V198H237ZM240 200H241V198H240ZM16 201H17V200H16ZM18 201H19V200H18ZM21 201H22V200H21ZM83 201H84V200H83ZM88 201H89V199H88ZM98 201H99V200H98ZM109 201H110V200H109ZM123 201H124V200H123ZM133 201L135 202V199H134ZM144 201H143V202H144ZM171 201H172V200H169V199H168V202H171ZM174 201H175V200H174ZM189 201H190V200H189ZM227 201H228V200H227ZM235 201H236V200H235ZM238 201H239V200H238ZM1 202H2V201H1ZM11 202H12V201H10V204H11ZM27 202H28V201H27ZM37 202L39 203V200H38ZM44 202H45V201H44ZM90 202H91V201H90ZM90 202H89V203H90ZM95 202H96V201H95ZM99 202H100V201H99ZM104 202H105V201H104ZM110 202H112V201H110ZM121 202H122V201H121ZM126 202H127V201H126ZM129 202H131V201L129 200ZM143 202H142V204H144ZM150 202H151V200H150ZM150 202H149V203H150ZM155 202H154V203H155ZM166 202H167V199H166ZM175 202H177V200H176ZM175 202H174V204H175ZM233 202H234V200H233ZM233 202H232V203H233ZM18 203H19V202H18ZM34 203H35V202H34ZM34 203H33V204H34ZM112 203H113V202H112ZM112 203H111V204H112ZM118 203H119V202H118ZM137 203H138V201L135 202V204H137ZM146 203H147V202H146ZM159 203H158V204H159ZM185 203H186V202H185ZM185 203H184V204H185ZM192 203H193V202H192ZM232 203H231V204H232ZM237 203H238V202H237ZM239 203H240V202H239ZM5 204H6V203H5ZM30 204H31V203H30ZM94 204H95V203H94ZM100 204H101V203H100ZM106 204H108V203H106ZM162 204H163V203H162ZM162 204L160 203V205H162ZM170 204L172 205L173 203H170ZM234 204H236V202H235ZM246 204H247V202H246ZM252 204H253V203H252ZM7 205H8V204H7ZM23 205H24V204H23ZM92 205H93V204H92ZM129 205H130V203H129ZM131 205H132V202H131ZM145 205H146V204H145ZM152 205H154V204H152ZM166 205H167V203H166ZM171 205H170V206H171ZM176 205H177V204H176ZM225 205H226V204H224V206H225ZM67 206H68V205H67ZM89 206H90V204H89ZM94 206H95V205H94ZM108 206H110V205H108ZM134 206H136V205H134ZM134 206H133V207L131 206V207L134 208ZM138 206H139L140 208H144V207H143L142 205H140V204H139ZM150 206H151V205H150ZM158 206H159V205H158ZM178 206H179V205H178ZM243 206H244V205H243ZM46 207H47V206H46ZM96 207H97V206H96ZM96 207H95V208H96ZM102 207H103V206H102ZM111 207H112V206H111ZM115 207H116V206H115ZM123 207H124V206H123ZM126 207L129 208L130 206L128 207V205H127ZM162 207H163V206H162ZM230 207H231V206H230ZM236 207H237V206H236ZM238 207H239V205H238ZM263 207H264V206H263ZM14 208H15V207H14ZM16 208H18V207H16ZM19 208H20V207H19ZM98 208H99V207H98ZM119 208H120V207H119ZM124 208H125V207H124ZM132 208H131V209H132ZM176 208H177V206H176ZM221 208H222V207H221ZM240 208H241V207H240ZM244 208H245V206H244ZM253 208L255 209V207H252V210H253ZM261 208H262V207H261ZM24 209H25V208H24ZM93 209H94V208H93ZM103 209H104V208H103ZM116 209H117V207H116ZM121 209H122V208H121ZM129 209H130V208H129ZM256 209H257V208H256ZM54 210H55V209H54ZM90 210H91V209H90ZM100 210H101V209H100ZM105 210H106V209H105ZM110 210H111V209H110ZM113 210H114V209H113ZM113 210H111V211L114 212V214H115V212L117 213V211H113ZM118 210H119V209H118ZM123 210H124V209H123ZM125 210H127V209H125ZM132 210H133V209H132ZM249 210H250V208H249ZM252 210H250V211L252 212ZM259 210H260V209H259ZM259 210H258V211H259ZM262 210H263V208H262ZM262 210H261V212H262ZM79 211H80V210H79ZM101 211L103 212L104 210H101ZM101 211H100V212H101ZM175 211H176V210H175ZM253 211H254V210H253ZM255 211H256V210H255ZM86 212H87V211H86ZM95 212H96V211H95ZM97 212H98V211H97ZM118 212H119V211H118ZM122 212H123V211H122ZM125 212H126V211H125ZM127 212H128V211H127ZM206 212H207V213H209V212H213V209H210V207H208V208H206ZM238 212H239V211H238ZM238 212H237V213H238ZM244 212H247V211H244ZM259 212H260V211H259ZM84 213H85V208H84ZM91 213H93V212H91ZM103 213H104V212H103ZM106 213H107V212H106ZM108 213H109V212H108ZM234 213H235V212H234ZM242 213H243V212H242ZM253 213H254V212H252V214H253ZM262 213L264 214V211H263ZM262 213H261V214H262ZM19 214H20V213H19ZM110 214H111V213H110ZM120 214H121V211H120ZM231 214H232V213H231ZM240 214H241V213H240ZM240 214H239V216H240ZM243 214H244V213H243ZM245 214H248V212L245 213ZM252 214H251L250 216H253ZM255 214H256V213H255ZM255 214H254V215H255ZM261 214H258V213H257L256 215H258V217H259V215H261ZM263 214H262V215H263ZM93 215H94V214H93ZM96 215H97V213H96ZM98 215H99V213H98ZM102 215L104 216L105 214H102ZM111 215H112V214H111ZM232 215H234V214H232ZM241 215H242V214H241ZM248 215H249V214H248ZM248 215H247V216H248ZM256 215H255V216H256ZM85 216H88V215H84L83 217H85ZM89 216H90V215H89ZM115 216H116V215H115ZM115 216H113V219H114V220H116V218H117V217L115 218ZM117 216H118V213H117ZM218 216H219V215H218ZM243 216H244V215H243ZM263 216H264V215H263ZM53 217H54V216H53ZM91 217H92V216H91ZM104 217H105V218H104V220H105V219H106V216H104ZM110 217H111V216H110ZM228 217H229V216H228ZM256 217H257V216H256ZM261 217H262V216H261ZM97 218H98V217H97ZM118 218H119V216H118ZM235 218H236V216H235ZM241 218H242V217H241ZM22 219H23V218H22ZM88 219H89V218H88ZM95 219H96V217H95ZM242 219H243V221H244V218H242ZM255 219H256V218H255ZM0 220H1V219H0ZM2 220H3V219H2ZM4 220H5V219H4ZM26 220H27V219H26ZM90 220H91V218H90ZM100 220H101V219H100ZM100 220H99V221H100ZM107 220H108V219H106V221H107ZM237 220H238V219H237ZM253 220H254V219H253ZM9 221H10V220H9ZM78 221H79V220H78ZM83 221H84V220H83ZM97 221H98V220H97ZM102 221H103V220H102ZM108 221H109V220H108ZM111 221H112V218H111L110 222H111ZM240 221H241V220H240ZM243 221H242V222H243ZM250 221H251V220H250ZM254 221H255V220H254ZM74 222H75V221H74ZM89 222H90V221H89ZM92 222H94L93 219H92ZM112 222H113V221H112ZM238 222H239V221H238ZM1 223H2V222H1ZM72 223H73V222H72ZM94 223H95V222H94ZM98 223H100V222H98ZM104 223H105V222H104ZM84 224H85V223H84ZM106 224H107V223H106ZM259 224H260V222H259ZM73 225H74V224H73ZM79 225H80V224H79ZM79 225H78V226H79ZM86 225H87V224H86ZM88 225H89V224H88ZM88 225H87V226H88ZM92 225H93V223L91 224V226H92ZM94 225H95V224H94ZM100 225H101V224H100ZM236 225H237V224H236ZM251 225H252V224H251ZM261 225H262V224H261ZM65 226H66V225H65ZM75 226H76V224H75ZM75 226H74V228H75ZM105 226H106V225H105ZM254 226H255V225H254ZM259 226H260V225H259ZM262 226H263V225H262ZM84 227H86V226H84ZM84 227H83V228H84ZM92 227H93V226H92ZM92 227H91V228H92ZM260 227H261V226H260ZM61 228H62V227H61ZM76 228H77V227H76ZM76 228H75V229H76ZM83 228H82V230H83ZM91 228H90V229H91ZM100 228H101V227H100ZM263 228H264V227H262V229H263ZM13 229H14V227H13ZM67 229H68V228H67ZM79 229H80V228H79ZM87 229H88V228H87ZM255 229H256V227H255ZM262 229H261V230H262ZM11 230H12V229H11ZM62 230H63V229H62ZM72 230H74V229H72ZM72 230H71V231H72ZM77 230H78V229H77ZM94 230H95V229H94ZM94 230H93V231H94ZM99 230H100V229H99ZM238 230H239V229H238ZM263 230H264V229H263ZM89 231H91V230H89ZM93 231H92V232H93ZM243 231H244V230H243ZM248 231H249V230H248ZM254 231H255V230H254ZM22 232H23V231H22ZM26 232H27V231H26ZM29 232H30V231H29ZM50 232H51V231H50ZM58 232H59V231H58ZM72 232H73V231H72ZM78 232H79V230H78ZM78 232H77V233H78ZM83 232H84L83 234L86 233L85 231H83ZM87 232H88V231H87ZM92 232H91V233H92ZM244 232H245V231H244ZM246 232H247V231H246ZM251 232H252V231H251ZM251 232L249 231L248 233H245V234H244V233H240V234L237 233V234H239V235H243V234H244V235H246V234L249 235V233H251ZM60 233H61V232H60ZM77 233H76V234H77ZM80 233H81V232H80ZM88 233H90V232H88ZM253 233H254V232H253ZM22 234H23V233H22ZM22 234H21V235H22ZM62 234H63V233H62ZM72 234H73V233H72ZM83 234H82V235H83ZM16 235H17V234H16ZM63 235H64V234H63ZM70 235H71V234H70ZM78 235H79V234H78ZM244 235H243V236H244ZM59 236H62V235H59ZM79 236H80V235H79ZM88 236H89V235H88ZM250 236H251V234H250ZM52 237H53V235H52ZM56 237H57V236H56ZM72 237H73V236H72ZM86 237H87V235H86ZM86 237H85V238H86ZM241 237H242V236H240V239H242ZM245 237H246V236H245ZM27 238H28V237H27ZM54 238H55V237H54ZM77 238H78V237H77ZM79 238H80V237H79ZM79 238H78V239H79ZM83 238H84V237H83ZM118 238H119V237H118ZM120 238H121V236H120ZM46 239H47V238H46ZM56 239H57V238H55V240H56ZM65 239H66V238H65ZM73 239H74V238H73ZM73 239H72V240H73ZM245 239H246V238H245ZM47 240H48V239H47ZM59 240H60V239H59ZM79 240H80V239H79ZM79 240H78V241H79ZM83 240H85V239H83ZM69 241H70V240H69ZM122 241H123V240H122ZM39 242H40V241H39ZM51 242H53V241H51ZM59 242H60V241H59ZM61 242H62V241H61ZM21 243H23V242H21ZM71 243H72V242H71ZM75 243H76V242H75ZM77 243H78V242H77ZM77 243H76V244H77ZM251 243H252V242H251ZM28 244H29V243H28ZM56 244H57V243H56ZM59 244H61V243H59ZM76 244H74V246H75ZM6 245H7V244H6ZM33 245H34V244H33ZM36 245H37V244H36ZM61 245H62V244H61ZM67 245H68V244H67ZM135 245H136V244H135ZM135 245H134L133 247H130V249H132V248H136ZM38 246H41V243H39ZM68 246H69V245H68ZM127 246H128V245H127ZM131 246H132V245H131ZM136 246H137V245H136ZM138 246H140V245H138ZM15 247H16V246H15ZM28 247H29V246H28ZM55 247H58V246H55ZM61 247H63V245H62ZM121 247H122V246H121ZM261 247H263V245H262ZM52 248H53V247H52ZM63 248H64V247H63ZM63 248H62V249H63ZM122 248H123V247H122ZM122 248H121V249H122ZM124 248H125V247H124ZM124 248H123V249H124ZM263 248H264V247H263ZM263 248H261V249L263 250ZM17 249H18V248H17ZM17 249H16V250L13 249V250H15V253H16ZM36 249H37V248H36ZM67 249H68V248H67ZM125 249H126V248H125ZM127 249H128V247H127ZM127 249H126V250H127ZM130 249H128V250H130ZM259 249H260V248H259ZM261 249H260V250H261ZM29 250H30V249H29ZM34 250H35V248H34ZM126 250H125V251H126ZM254 250H255V249H254ZM257 250H258V249H257ZM260 250H259V252H260ZM6 251H7V250H6ZM66 251H67V250H66V248H65V252H66ZM120 251H121V250H120ZM125 251H122V252H125ZM23 252H24V251L20 252V254L23 253ZM116 252H117V251H116ZM122 252H121V253H122ZM263 252H264V250H263ZM7 253H9V251H8ZM63 253H64V251H63ZM63 253H60V254H63ZM69 253H70V252H69ZM69 253H68V254H69ZM110 253H111V252H110ZM118 253H119V252H118ZM125 253H127V252H125ZM132 253H133V251H132ZM132 253H131V255H132ZM255 253H258V252H255ZM3 254H5V253H3ZM42 254H44V252H42ZM42 254H41V255H42ZM115 254H116V253H115ZM123 254H124V253H123ZM123 254H122V255H123ZM134 254H135V253H134ZM134 254H133V255H134ZM11 255H13V253H12ZM21 255H22V254H21ZM21 255H19V257H20ZM44 255H45V254H44ZM58 255H59V253H58ZM58 255H57V256H58ZM109 255H110V254H109ZM109 255H108V257H107L108 260H110L109 258H112L111 256L109 257ZM126 255L129 256V253H128V254H125L124 256L126 257ZM133 255H132V256H133ZM2 256H3V255H2ZM5 256L7 257V254H6ZM5 256H4V257H5ZM68 256H69V255H68ZM105 256H106V255H105ZM112 256H113V255H112ZM114 256H115V255H114ZM114 256H113V257H114ZM120 256H121V255H120ZM124 256H123V258H125ZM253 256H255V255H254V252H253ZM0 257H1V256H0ZM19 257H18V258H19ZM41 257H43V256H41ZM47 257H48V256H47ZM55 257H56V255H55ZM63 257H64V256H62V259H63ZM121 257H122V256H121ZM14 258H15V257H14ZM20 258H21V257H20ZM39 258H40V257H39ZM43 258H44V257H43ZM52 258H53V257H52ZM105 258H106V257H105ZM123 258H122V259H123ZM134 258H136L135 255H134ZM134 258H133V259H134ZM21 259H22V258H21ZM23 259H24V258H23ZM30 259H31V258H30ZM62 259H61V260H62ZM98 259H99V258H98ZM147 259H148L149 262H152V261H153V258H147ZM2 260H3V259H2ZM58 260H59V259H58ZM102 260H103V256H102ZM5 261H6V260H5ZM59 261H60V260H59ZM99 261H101V260H99ZM99 261H98V262H99ZM130 261H131V260H130ZM3 262H4V261H3ZM17 262H18V261H17ZM30 262H31V261H30ZM42 262H43V261H42ZM44 262H45V261H44ZM44 262H43V263H44ZM127 262H128V261H127ZM28 263H29V262H28ZM32 263H34V262H32ZM99 263H100V262H99ZM99 263H97V264H99ZM23 264H24V263H23ZM34 264H35V263H34ZM38 264H40V263H38Z\"/></svg>", "mask_w": 264, "mask_h": 264}, {"label": "water", "instance_id": "3", "mask_svg": "<svg viewBox=\"0 0 264 264\" xmlns=\"http://www.w3.org/2000/svg\"><path fill=\"white\" fill-rule=\"evenodd\" d=\"M125 160L129 161V165H127V166H126V165L123 166V165H124V164H123V165H122V166H123V169L130 168V167L132 166V161H131L129 158H124L123 161H125Z\"/></svg>", "mask_w": 264, "mask_h": 264}]
</instances>
